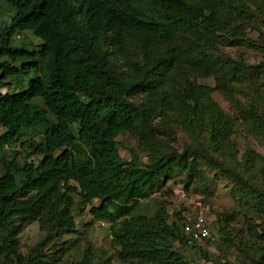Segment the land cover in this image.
I'll use <instances>...</instances> for the list:
<instances>
[{
	"label": "trees",
	"instance_id": "trees-1",
	"mask_svg": "<svg viewBox=\"0 0 264 264\" xmlns=\"http://www.w3.org/2000/svg\"><path fill=\"white\" fill-rule=\"evenodd\" d=\"M3 1L0 264L58 262L75 244L44 246L76 233L87 205L118 264H264V155L235 140L264 145V0ZM24 31L39 41L14 45ZM179 175L186 192L230 183L234 204L212 222L218 256L203 247L215 239L188 244L182 208L151 196ZM32 222L42 236L23 253ZM70 264L109 261L88 247Z\"/></svg>",
	"mask_w": 264,
	"mask_h": 264
},
{
	"label": "rangeland",
	"instance_id": "rangeland-1",
	"mask_svg": "<svg viewBox=\"0 0 264 264\" xmlns=\"http://www.w3.org/2000/svg\"><path fill=\"white\" fill-rule=\"evenodd\" d=\"M3 2V0H0V8L4 7ZM7 16H9L8 13H5L2 18H6ZM261 28L264 30V25H262ZM248 32L249 36L252 38H256L258 35L253 29ZM27 40H32L34 42L39 41L38 38L32 36L31 32L24 31L23 33H20V38L13 39V44L25 45V41ZM250 59L254 61L253 56H250ZM197 81L213 85V80L211 78L204 80L198 79ZM223 105L225 106L226 103L224 102ZM116 140L118 142L120 155L123 159H128V149L135 146L134 140L128 134H121L117 136ZM235 140L238 143L239 152L242 153L246 148H252L264 155V145L256 141L253 137L248 136L244 131L240 130V132L236 134ZM180 178L181 175L177 176L172 181L167 182L165 186L153 192L151 196L153 198L161 197L165 200L168 203L167 208L170 213L177 212L181 208H185V211L183 209L180 211L182 215L186 217L195 211L196 202L200 201V204L206 209L210 229L215 235V242L204 243L203 247L211 254L218 256L220 254V250L217 248V231L212 222L215 218L214 212H222L225 209L229 210L234 204L230 183L224 178L216 175L205 191L196 192L193 189V186H190L188 192H186L180 185L177 184V181H179ZM148 201L151 202L150 200ZM94 202L96 203L97 201ZM145 205V211L150 212L151 207L149 204L147 203ZM81 209L82 211H80ZM74 214L77 224V232L73 234H63L59 240L52 239L47 241L44 246V250L45 253H51L56 249H60L63 247L61 246L62 241L74 243L75 247H72L70 251L65 252V255L58 259V262L48 261V263L70 264V262L78 260L86 248L91 247L95 255L104 256V258L109 261V264H118L114 256L115 249L111 248L110 245L108 225L99 221L91 222L88 214V205L85 207H78L74 210ZM236 227L242 228L243 224L241 222H237ZM41 236L42 233L38 224L36 222L28 223L19 235L21 252L26 253L30 247L35 245L40 240ZM186 252L190 260L198 261V250L195 251L193 249H189ZM210 264L216 263L214 262Z\"/></svg>",
	"mask_w": 264,
	"mask_h": 264
},
{
	"label": "built area",
	"instance_id": "built-area-1",
	"mask_svg": "<svg viewBox=\"0 0 264 264\" xmlns=\"http://www.w3.org/2000/svg\"><path fill=\"white\" fill-rule=\"evenodd\" d=\"M185 211L186 209L183 208ZM195 211L189 214L186 217V222L183 225V231L191 239L188 241V244L192 240H202L203 238L215 239V235L212 233L205 207L200 204V201L196 202Z\"/></svg>",
	"mask_w": 264,
	"mask_h": 264
},
{
	"label": "clouds",
	"instance_id": "clouds-1",
	"mask_svg": "<svg viewBox=\"0 0 264 264\" xmlns=\"http://www.w3.org/2000/svg\"><path fill=\"white\" fill-rule=\"evenodd\" d=\"M7 20H8V21H10V19H9V18H7ZM16 38H20V35H19V36L17 35V36H16ZM182 209H183V208H182Z\"/></svg>",
	"mask_w": 264,
	"mask_h": 264
}]
</instances>
